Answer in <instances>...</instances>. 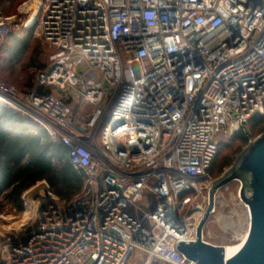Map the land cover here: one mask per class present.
<instances>
[{
	"label": "built area",
	"instance_id": "1",
	"mask_svg": "<svg viewBox=\"0 0 264 264\" xmlns=\"http://www.w3.org/2000/svg\"><path fill=\"white\" fill-rule=\"evenodd\" d=\"M37 17L52 91L0 80V104L61 139L85 183L2 226L0 264H197L178 244L196 238L217 137L264 115V0H40ZM13 18L0 6V47Z\"/></svg>",
	"mask_w": 264,
	"mask_h": 264
},
{
	"label": "rangeland",
	"instance_id": "2",
	"mask_svg": "<svg viewBox=\"0 0 264 264\" xmlns=\"http://www.w3.org/2000/svg\"><path fill=\"white\" fill-rule=\"evenodd\" d=\"M30 1L31 0H0V6L4 17L14 16L9 22L8 27L15 36L23 37L30 31L31 27L33 28L32 33H29L31 40L30 48L20 61H9L10 54L8 46L12 44L9 37L6 38L4 45L0 47V80L14 86L21 92L36 87L40 65L48 64L51 56L56 51V49L42 36L39 17H37L31 25L27 26L25 24L24 20L28 16V13L23 11L22 7L26 2ZM54 94L59 96L60 92L54 90ZM94 108L95 105L92 104H83L82 106V109L88 113L92 112ZM79 113L80 110L77 109L76 114ZM234 133H222L217 137L220 150L209 170L212 181L232 166L236 158L249 142L264 133V122L258 126L249 122L244 127V140H234ZM43 181L44 180L39 181L27 189L29 190L27 203L23 201L24 209L22 211H17L10 205H7L0 212V215L19 216L20 213L27 210L29 204L36 207L43 199L44 195H48L49 191L58 198L59 202H65L64 199H61L51 190L46 180L47 184ZM240 188V181L235 180L217 191L216 198L218 201H216L214 211L209 215L204 228V239L207 242L225 246L237 243L241 240L243 233L248 228L250 217L248 205L240 197ZM208 191L207 188L199 190L198 206L195 210H198V208L204 209L205 205L208 204L205 200V195H208ZM9 224L16 225L15 222H9L4 218H0V228L2 226L11 228L8 226ZM133 264L167 263L160 260H153L148 263L145 257L141 260L139 256L134 257Z\"/></svg>",
	"mask_w": 264,
	"mask_h": 264
},
{
	"label": "trees",
	"instance_id": "3",
	"mask_svg": "<svg viewBox=\"0 0 264 264\" xmlns=\"http://www.w3.org/2000/svg\"><path fill=\"white\" fill-rule=\"evenodd\" d=\"M32 30L31 27L23 37L15 36L13 32L5 37L1 46L7 37L12 41L8 46L9 61H20L29 50ZM49 63L41 64L39 73L46 70ZM29 90L52 91L51 87L41 85L38 77L36 87ZM77 109L79 107L75 111ZM249 122L258 126L264 122V115L250 118L234 133V140H244V127ZM219 150L220 145L213 162ZM67 154L68 147L61 139L52 138L38 123L12 107L0 104V212L7 205L22 211L23 193L42 180H46L51 190L66 202L78 196L84 187L85 173L70 162Z\"/></svg>",
	"mask_w": 264,
	"mask_h": 264
},
{
	"label": "water",
	"instance_id": "4",
	"mask_svg": "<svg viewBox=\"0 0 264 264\" xmlns=\"http://www.w3.org/2000/svg\"><path fill=\"white\" fill-rule=\"evenodd\" d=\"M235 180L241 183L240 197L249 207L250 225L242 247L227 258L224 245L204 239V228L214 211L217 191ZM178 249L197 264H264V133L249 142L232 166L212 181L196 238L181 241Z\"/></svg>",
	"mask_w": 264,
	"mask_h": 264
},
{
	"label": "bare ground",
	"instance_id": "5",
	"mask_svg": "<svg viewBox=\"0 0 264 264\" xmlns=\"http://www.w3.org/2000/svg\"><path fill=\"white\" fill-rule=\"evenodd\" d=\"M39 3H40V0H31L30 2H26L23 5V7H22L23 11L28 13V16L24 20L25 24L27 26L31 25L36 20L37 15H38V11H39ZM205 200H206V202H208V195H205ZM26 201H27V199H26ZM216 201H218L217 198H216ZM39 204H40V202L38 203V205ZM38 205H36V207H35L34 205L29 204V207L27 208V210L25 212L20 213L19 216L15 217V216H1L0 215V218H4L9 222H15V224L18 227H21V226L29 223L30 221H32L35 218ZM206 207H207V205H205L204 209L198 208V210L192 211L187 217L188 223L192 224V225H196L200 221V219L202 218ZM249 225H250V222H249ZM249 225H248V228L246 229V231L243 233L241 240L239 242L234 243V244L225 245V253H226L227 258L234 255L242 247V245L245 242L247 235H248ZM8 226L12 227L11 224H9Z\"/></svg>",
	"mask_w": 264,
	"mask_h": 264
}]
</instances>
